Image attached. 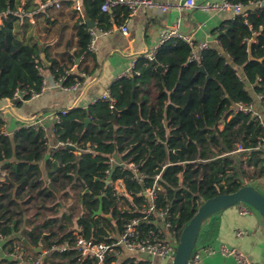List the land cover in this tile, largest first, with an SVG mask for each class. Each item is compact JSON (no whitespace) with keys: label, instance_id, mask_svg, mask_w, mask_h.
<instances>
[{"label":"trees","instance_id":"16d2710c","mask_svg":"<svg viewBox=\"0 0 264 264\" xmlns=\"http://www.w3.org/2000/svg\"><path fill=\"white\" fill-rule=\"evenodd\" d=\"M43 1L0 0V99L12 98L16 90L25 91L22 97L27 99L30 90L41 89L44 65L40 46L15 32L31 25L29 14L37 17L42 15L40 10L54 7L40 8ZM53 1L72 4V0ZM230 1L243 6L256 2L259 6L224 20L213 30L219 48L201 50L198 59H190L192 47L181 38L164 42L152 61L140 56L130 76L119 77L109 87L118 111L115 122L108 103L96 100L85 108L66 109L61 120L53 124L56 141L76 148L61 146L51 151L46 159L51 167L47 177L64 194L68 195V188L77 191L80 213L76 224L86 238L110 242L132 219L140 221L141 232L156 229L154 214L146 219L143 216L149 204L145 190L153 186L154 175L159 173L155 208L167 210L169 231L177 242L181 229L202 201L245 184L238 172H228L233 168L232 152L240 146L249 163L257 167L263 162L262 152L253 147L264 129L250 113L235 110L233 105L248 106L253 102L246 85H254L257 94L264 89V0ZM102 3L103 0H81L83 13L102 30L121 24L129 15L128 8L122 5L112 7L110 12L101 11ZM73 13L75 50L67 52L64 63L45 51L47 71L55 79L62 76V86L81 82L89 72L88 64L82 62L77 63L78 73L70 72L78 57L91 54L88 26L78 10L73 9ZM85 117L88 123H84ZM47 141L44 128L31 125L18 128L12 136L0 134L3 172L17 184L14 193L12 185L0 186V236L5 239L2 247L12 252L19 243L31 258L40 255V251H33L34 247L43 250L73 240L69 215L57 216L53 206L59 204L50 202L56 195L47 186L39 165L45 157ZM112 156L133 162L135 172L112 164ZM140 174L143 176L138 181ZM254 175L264 176V165ZM109 180H121L124 192H117ZM82 188L88 191L81 193ZM99 204L101 214L94 216ZM30 209L33 212L29 214ZM216 216L202 223L195 248L214 241ZM116 259L109 254L103 264H113ZM10 264L15 262L11 260ZM40 264L97 261L67 249L52 250ZM119 264H150V260L141 254L131 255Z\"/></svg>","mask_w":264,"mask_h":264},{"label":"crops","instance_id":"0c3cea01","mask_svg":"<svg viewBox=\"0 0 264 264\" xmlns=\"http://www.w3.org/2000/svg\"><path fill=\"white\" fill-rule=\"evenodd\" d=\"M79 1L80 10L78 12L84 17L81 0ZM154 1L167 4L169 8L166 11H157L152 8L140 7L133 14L128 15L121 24H113L107 33L98 31L99 27L93 22L95 30L98 31L95 48L87 57H78L70 69V72L78 73L77 63L82 62V64H88L89 72L80 84L71 91L54 87L53 76L47 71L48 62L45 58V51L64 63L67 52L75 50L74 22L76 21V14L73 13V9L77 10L74 7L75 0H72V4L61 2L58 7L54 6L47 10H40L42 15L37 17L35 13H31L28 15L31 25L28 24L25 27L18 28L20 37L35 41L40 46L41 62L44 65L42 68L44 90L37 97L21 99L20 103L17 101L12 102L13 98L0 99V119L2 120L0 129L4 130L7 135L12 136L15 130L22 126H28L33 120L43 123L48 141L45 157L40 160L39 165L46 182H49L47 171L51 169L46 159L49 157L52 146L57 142L53 133V124L55 123V114L59 110L74 107L85 108L94 103L119 78L122 72L129 71L131 73L136 60L157 47L162 28L172 25L176 18L180 19V32L193 43L205 42L209 46L219 48L213 30L224 20L233 18L236 14L231 9L184 8L182 7L184 0ZM195 1L200 4L206 1L221 3L223 0ZM257 6H259V3L256 2H251L247 6L242 5V12L245 13V10ZM122 24H125L128 28L126 33L118 29ZM253 86L248 84L246 88L253 97V107L260 110L261 104ZM242 155L246 156L245 154ZM118 161L120 160L116 156H112L110 159L112 164H116ZM2 173L3 168L2 163H0V175ZM55 195V201H60L59 197H65L64 193L59 190ZM71 196L73 197L70 194ZM73 199V201H76L75 198ZM239 207L240 204L238 203L223 209L217 214L218 230L214 241L210 244L225 243L228 246L237 247L257 264H264V229L260 223L261 216L250 207L248 208L249 212L240 213ZM71 208H74V206H67L69 212H71ZM78 216L79 214L74 216V221L69 216L72 229L77 226L76 219ZM72 224L74 225L72 226ZM238 229L246 230L247 233L238 236L236 234ZM4 241L3 237L0 238V255L2 257L0 264H10L12 259L7 255L8 251L2 247ZM33 251H35L34 248ZM140 254L122 249L113 264H119L128 256H138ZM148 258L153 264L168 263L166 258ZM202 263L237 264L233 256L219 253L203 254Z\"/></svg>","mask_w":264,"mask_h":264},{"label":"built area","instance_id":"2783aa9c","mask_svg":"<svg viewBox=\"0 0 264 264\" xmlns=\"http://www.w3.org/2000/svg\"><path fill=\"white\" fill-rule=\"evenodd\" d=\"M59 6V3L53 0H45L43 2L39 3L40 8H46L49 6ZM122 5L128 8L129 15L133 14L138 8H152L157 11H166L169 6L164 3H159L154 0H103V3L101 4V11H110L112 7ZM74 7L77 10H80V1L75 0ZM182 7L184 8H195V7H201V8H214V9H231L236 14L242 12V4L241 3H233L230 0H223L221 3L217 2H211L206 1L198 4L195 0H184L182 2ZM22 11V10H21ZM179 24L180 19L176 18L175 22L170 26H165L161 30V37L159 40V43L157 47L153 48L151 51L147 52L144 56L147 60L152 61L154 59L155 52L159 46H161L164 42L171 38H181L185 42H187L192 47V55L190 59H198L200 57L201 50L209 47V45L205 42H201L198 44L193 43L187 36L183 35L179 30ZM118 29L126 33L128 31V28L125 24H122L118 27ZM89 31V42H88V49L90 51H93L95 48V43L97 40V33L98 31H101L102 33H107L109 30H102L101 28L95 30L94 27L90 28L88 27ZM43 74V73H42ZM128 77L130 76L129 71L122 72L119 77ZM62 76L55 79L53 77V85L54 87L63 88L65 90H74L80 82H75L69 86H62ZM44 90V80L43 84L41 86V89L39 91H33L30 90L29 92V98L37 97L41 94V92ZM26 92L23 90H16L13 94V99H23V94ZM257 97L261 104V109L256 110L253 107V102L251 104L244 105L241 103H235L233 105V108L235 110H242L245 113H250L251 116L258 120L262 128L264 129V89L257 94ZM97 100H100L102 102H107L109 108L114 110V104L115 99L110 95L109 89L105 90ZM66 109H61L55 114V122H58L61 120L60 115H63L65 113ZM29 125L37 128V127H43V123L39 121L33 120ZM0 134L7 135L6 132L2 129H0ZM67 144L71 143H62V142H56L52 148L51 151L56 150L57 148L61 146H66ZM264 145V132L262 135L258 137L257 144L253 149L255 150H261V148ZM245 150L243 147H238L236 151H242ZM50 151V152H51ZM116 164H121L123 166L130 167L134 170L136 165L133 162H124V161H118ZM142 174L137 176L138 181H141ZM160 177V174L154 175V183L151 188H147L145 190V194L148 198V206L145 208L143 216V219H146L149 214H154L155 220L153 221L154 225L156 226V229H148L145 232H141L138 224L140 221L138 219H132L129 222H127L124 225V229L121 234L113 237V239L110 242H102V241H95L93 238H86L81 232L80 228L76 226L72 233H73V240L71 243H61L57 245H53L51 248H45L43 250H40V255L36 258H31L28 253L23 249V247L16 243V246L12 252H8L7 255L14 260L15 264H40L42 257L47 256L50 254L52 250H57L59 252H62L67 249H74L80 257H90L94 258L97 261V264H103V261L109 254H113L114 256L119 255L122 249H125L129 252H135V253H141L146 255L147 257H162L166 259H171L175 252V245L176 240L172 237L170 233H168V229L170 227V222L168 221V213L167 210H161L157 211L155 208V199H156V185H157V179ZM109 183H113L115 189L117 192H124V185L121 180H117L112 182L109 180ZM239 212L240 213H247L249 212L247 206L244 203H239ZM247 232L246 230L238 229L236 231V234L238 236L245 235ZM163 234V236H161ZM2 238V236H0ZM215 253H219L221 255H230L233 256L237 262V264H257L255 261H253L247 254L239 250L237 247L234 246H228L225 243H219V244H209L202 247H198L193 249L188 261L186 264H203L202 263V255H212ZM2 257L0 255V261Z\"/></svg>","mask_w":264,"mask_h":264},{"label":"water","instance_id":"95a60500","mask_svg":"<svg viewBox=\"0 0 264 264\" xmlns=\"http://www.w3.org/2000/svg\"><path fill=\"white\" fill-rule=\"evenodd\" d=\"M262 4H264V2ZM84 20L88 27L92 28L95 26L93 21L86 14L84 15ZM44 62L46 63V61ZM158 68L161 69L159 66ZM200 69L203 70L202 67H200ZM17 100L19 99H12V102ZM113 113L115 122V117L118 111L114 109ZM89 121V118L85 117L84 123H88ZM75 148L76 147L74 144H67L65 146V149L68 150H75ZM262 159L264 162V154ZM4 183L13 186V193L16 191V182H14L7 173L3 172L0 175V186ZM47 186L55 193H58L57 188L54 187L50 181L47 182ZM238 203H244L250 208L255 209L261 216L260 223L264 229V194L255 186L252 184H244L234 191L216 194L202 201L198 205L190 220L181 229L175 245V252L172 257L171 264H186L195 247L202 223L210 216L218 214L223 209ZM100 213L101 204H99L98 208L93 212V214L98 215ZM107 217L110 218L108 215ZM22 241L27 246H30L25 238H23ZM34 250L38 252L40 251V247H34ZM44 258L45 256L42 257V259Z\"/></svg>","mask_w":264,"mask_h":264},{"label":"rangeland","instance_id":"374dc122","mask_svg":"<svg viewBox=\"0 0 264 264\" xmlns=\"http://www.w3.org/2000/svg\"><path fill=\"white\" fill-rule=\"evenodd\" d=\"M15 33L18 37H20L18 28H17V31ZM260 151L262 152V155H263L264 154V145ZM241 152L242 151H234L230 154V157L232 158L231 163H232L233 168L230 169L228 172H233V171L238 172V177L242 183L252 184L253 186H255L259 191H261L264 194V176H260L257 178L254 175V172H257L258 169L260 168V166L264 165V163L259 162V166L255 167L254 164L249 163V161L247 159L248 157L243 156L241 154ZM243 152H246V151H243ZM74 194L75 193L73 192V195ZM55 199L50 200L51 204H54ZM59 199H60V201L59 200L56 201L59 204L58 207L55 206V208H57L56 214L58 216L59 215L61 216V214H63V213L69 214L70 218L74 221V216H76L80 213V211H79L80 209H79V206L76 203V201H73L74 199L72 198V196L70 198L69 197H59ZM71 205H73L74 208H71L72 210H71V212H69L67 210V206L69 207ZM253 210H255V209H253ZM28 212L32 213L33 209H30ZM70 213H71V215H70ZM73 225L74 224H72V226ZM168 233H170L169 229H168ZM167 260H168L167 264H171L172 258L167 259ZM150 263L153 264L152 261H150Z\"/></svg>","mask_w":264,"mask_h":264},{"label":"flooded vegetation","instance_id":"af4514ba","mask_svg":"<svg viewBox=\"0 0 264 264\" xmlns=\"http://www.w3.org/2000/svg\"><path fill=\"white\" fill-rule=\"evenodd\" d=\"M110 184V183H109ZM88 191V188H82L81 190H80V192L81 193H85V192H87ZM73 192L75 193L74 195H73ZM77 191H75V190H73V189H70V188H68V195L67 194H64V196L65 197H70V194L71 195H73V197L72 198H75V200H76V202H77V204H78V202L79 201H77L78 200V195H77V193H76ZM70 193V194H69ZM101 214V213H100ZM99 215V214H98ZM94 216H97V215H94ZM22 240H23V238H22ZM21 240V241H22ZM23 242V241H22Z\"/></svg>","mask_w":264,"mask_h":264}]
</instances>
